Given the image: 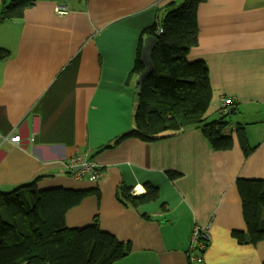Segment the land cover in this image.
Listing matches in <instances>:
<instances>
[{"label":"crops","instance_id":"1","mask_svg":"<svg viewBox=\"0 0 264 264\" xmlns=\"http://www.w3.org/2000/svg\"><path fill=\"white\" fill-rule=\"evenodd\" d=\"M10 1L0 0V11ZM182 1L35 0L23 17L0 24V48L10 53L0 60V134L21 136L19 143L0 140V192L39 176L38 190L98 187L100 200L86 197L68 211L66 225L81 227L98 216L102 229L132 244L115 264H264V241L241 244L232 236L247 230L236 180H264V0L201 3L198 44L188 54L209 68L206 116L218 119L221 97L230 98L225 132L244 126L254 148L249 156L235 134L231 149L213 150L199 127L110 147L135 126L138 75L127 79L141 32L159 22L168 4ZM57 4L67 5L68 14L58 15ZM76 155L95 161L97 180L77 178L69 163ZM121 182L137 195L150 183L159 197L139 212L127 208L116 197ZM195 225L209 240L192 260Z\"/></svg>","mask_w":264,"mask_h":264},{"label":"trees","instance_id":"2","mask_svg":"<svg viewBox=\"0 0 264 264\" xmlns=\"http://www.w3.org/2000/svg\"><path fill=\"white\" fill-rule=\"evenodd\" d=\"M35 0L4 2L0 24L21 18ZM207 0H183L166 6L159 22L145 28L140 35L137 55L127 83L143 71L140 54L147 35L158 43L153 52V72L146 78L139 95L133 129L118 136L114 147L128 138L156 141L179 135L191 127L203 128L215 151L229 150L237 136L245 156L254 150L248 142L246 128L230 126L224 116L209 120L207 110L213 92L209 68L203 60L189 61L188 54L198 44V7ZM163 27V32L158 29ZM0 48V60L9 57ZM230 114L232 108H230ZM170 177L179 175L170 172ZM41 176L8 192H0V264H115L132 253V244L121 241L101 228L98 216L81 227L66 225V214L86 197L100 200L98 187L73 190L61 187L38 190ZM236 186L242 200L247 230H234L232 236L241 244L256 245L264 241V180L238 178ZM146 192L135 194L134 188L121 182L116 190L118 201L139 212L142 205L156 200L159 190L150 183ZM164 207V206H162ZM145 219H150L141 213Z\"/></svg>","mask_w":264,"mask_h":264},{"label":"built area","instance_id":"3","mask_svg":"<svg viewBox=\"0 0 264 264\" xmlns=\"http://www.w3.org/2000/svg\"><path fill=\"white\" fill-rule=\"evenodd\" d=\"M55 12L64 16L68 14L69 9L67 5L57 4L55 5ZM163 32V27L158 29V33ZM232 100L227 96H222L220 101V107L218 110V119H222L230 112V106ZM8 140L13 143H19L21 141V136L14 134L11 136H4L0 134V140ZM69 163L73 166H81L79 170H75L74 174L77 178L81 179L86 176H89L92 180H97L100 173L98 171V166L95 161L89 159L87 156L76 155L70 158ZM208 232L204 227L195 225L191 230L190 235V248L189 254L192 260L200 258L201 254L205 252L208 247Z\"/></svg>","mask_w":264,"mask_h":264},{"label":"water","instance_id":"4","mask_svg":"<svg viewBox=\"0 0 264 264\" xmlns=\"http://www.w3.org/2000/svg\"><path fill=\"white\" fill-rule=\"evenodd\" d=\"M157 43H158V40L153 35H147L144 38V43H143V46L141 49V54H140L141 62L143 63L144 69L142 72H140L138 74L137 93H139L142 90L146 78L153 72L154 64L152 61V56H153V52L157 46ZM135 99L137 101L139 100L138 94L135 96ZM80 168H81V166H77L75 169L79 170Z\"/></svg>","mask_w":264,"mask_h":264},{"label":"rangeland","instance_id":"5","mask_svg":"<svg viewBox=\"0 0 264 264\" xmlns=\"http://www.w3.org/2000/svg\"><path fill=\"white\" fill-rule=\"evenodd\" d=\"M10 1V0H9ZM227 121H230V118L227 116L226 118H225ZM90 159V158H89ZM173 224L174 223H172V222H168V224H167V229H171L172 228V226H173Z\"/></svg>","mask_w":264,"mask_h":264},{"label":"bare ground","instance_id":"6","mask_svg":"<svg viewBox=\"0 0 264 264\" xmlns=\"http://www.w3.org/2000/svg\"><path fill=\"white\" fill-rule=\"evenodd\" d=\"M142 191L144 190L142 187L140 188ZM144 192V191H143Z\"/></svg>","mask_w":264,"mask_h":264}]
</instances>
